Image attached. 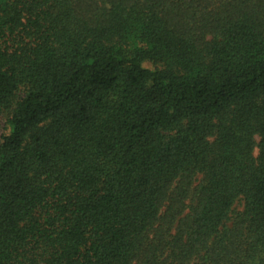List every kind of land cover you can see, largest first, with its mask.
Wrapping results in <instances>:
<instances>
[{"label": "trees", "instance_id": "trees-1", "mask_svg": "<svg viewBox=\"0 0 264 264\" xmlns=\"http://www.w3.org/2000/svg\"><path fill=\"white\" fill-rule=\"evenodd\" d=\"M0 264H264V0H0Z\"/></svg>", "mask_w": 264, "mask_h": 264}, {"label": "rangeland", "instance_id": "rangeland-1", "mask_svg": "<svg viewBox=\"0 0 264 264\" xmlns=\"http://www.w3.org/2000/svg\"><path fill=\"white\" fill-rule=\"evenodd\" d=\"M5 133L4 120L0 117V136Z\"/></svg>", "mask_w": 264, "mask_h": 264}]
</instances>
